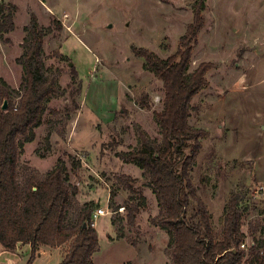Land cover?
<instances>
[{"label": "rangeland", "instance_id": "obj_1", "mask_svg": "<svg viewBox=\"0 0 264 264\" xmlns=\"http://www.w3.org/2000/svg\"><path fill=\"white\" fill-rule=\"evenodd\" d=\"M194 1L0 0V5L14 6L15 29L0 38V77L14 97L22 76L16 58L23 52L30 15L42 27L52 18L61 24V29L57 21L51 24L54 33L46 34L43 43L46 67L58 69L62 90L48 102L57 112H46L34 140L24 145L17 180L25 189L29 179L42 181L58 161L64 163L67 184L76 188L67 223L77 220L85 204L92 207L99 241L93 264L172 263L168 235L155 222L160 209L148 177L117 154L140 148L141 132L161 143L155 112L163 107L162 81L144 68L131 47L162 58L173 54L192 21ZM203 1L205 23L192 50L191 69L201 62L213 67L206 73L207 85L191 100L189 124L207 134L190 173L216 239L222 237L230 194H240L247 251L250 225L255 238L264 240V0ZM70 62L80 81L74 95L71 90L79 87L71 84ZM144 94L148 108L140 106ZM123 174L132 178L131 190L117 180ZM141 198L145 206L139 205L131 225L125 206ZM99 207L106 213L93 218ZM68 245H39L31 264H59ZM29 256L28 244L19 243L13 251L0 245V264H27ZM249 259L247 251L241 264Z\"/></svg>", "mask_w": 264, "mask_h": 264}, {"label": "trees", "instance_id": "obj_2", "mask_svg": "<svg viewBox=\"0 0 264 264\" xmlns=\"http://www.w3.org/2000/svg\"><path fill=\"white\" fill-rule=\"evenodd\" d=\"M192 21L186 25L178 39L176 51L162 58L144 47H131L135 57L143 59V66L162 81V109L155 112L161 134V143L139 134L140 148L117 154L131 162L148 177L160 217L156 224L168 235L171 264H241L250 254L248 264H264V240L255 238V228L249 226L252 242L246 251L242 230L244 208L241 196L232 192L226 203L222 237L214 236L211 215L192 182L191 170L202 148L201 139L207 134L203 129L189 124L194 109L193 96L207 85L206 73L211 62H201L191 69V55L204 26V1H194ZM14 6L0 5V38L15 29ZM38 24L35 14L30 15L24 26L26 36L21 42L23 52L16 58L22 76L15 97L0 77V245L13 251L16 246L28 244L31 264L39 245L60 246L68 249L59 264H93L92 256L99 249L98 234L91 219L92 207L85 204L74 223L68 224L66 210L76 188L67 184L66 168L62 161L48 171L42 181L29 179L22 189L17 180V167L24 145L35 138V129L44 124L48 102L62 90L58 69L49 70L45 65L43 49L46 34L54 33L51 26ZM61 29L60 22H55ZM67 58L65 55L56 54ZM70 61V59L68 60ZM69 65V63H68ZM71 84H77L71 94L80 92V81L75 66L69 65ZM146 94L140 100L142 108L150 107ZM4 100L6 110H2ZM77 108L78 105L74 103ZM186 150L188 153H186ZM126 189H132V178L120 175L117 179ZM139 205L127 204V219L134 224ZM263 250V252H262ZM124 264H132L126 261Z\"/></svg>", "mask_w": 264, "mask_h": 264}, {"label": "built area", "instance_id": "obj_3", "mask_svg": "<svg viewBox=\"0 0 264 264\" xmlns=\"http://www.w3.org/2000/svg\"><path fill=\"white\" fill-rule=\"evenodd\" d=\"M105 213H106L105 209L102 208V207H99V208H97L96 210H94V212H93V214H92V217H93V218H97L98 216L103 215V214H105ZM240 247H241V248H244V247H245V243H242V244L240 245Z\"/></svg>", "mask_w": 264, "mask_h": 264}, {"label": "water", "instance_id": "obj_4", "mask_svg": "<svg viewBox=\"0 0 264 264\" xmlns=\"http://www.w3.org/2000/svg\"><path fill=\"white\" fill-rule=\"evenodd\" d=\"M69 65H72V63L70 62V63H69ZM6 108H7V101H6V100H4V102H3V105H2V107H1V109H2V110H6Z\"/></svg>", "mask_w": 264, "mask_h": 264}]
</instances>
